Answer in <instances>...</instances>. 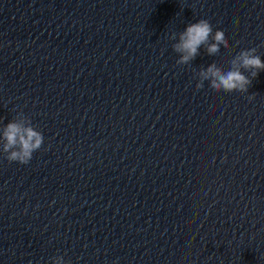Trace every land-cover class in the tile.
Instances as JSON below:
<instances>
[{"label": "water", "instance_id": "obj_1", "mask_svg": "<svg viewBox=\"0 0 264 264\" xmlns=\"http://www.w3.org/2000/svg\"><path fill=\"white\" fill-rule=\"evenodd\" d=\"M201 18L229 47L177 64ZM252 47L264 0H0V128L44 137L0 151V264H264V70L196 88Z\"/></svg>", "mask_w": 264, "mask_h": 264}, {"label": "clouds", "instance_id": "obj_2", "mask_svg": "<svg viewBox=\"0 0 264 264\" xmlns=\"http://www.w3.org/2000/svg\"><path fill=\"white\" fill-rule=\"evenodd\" d=\"M178 36V38H177ZM169 39L176 41L172 47L179 58L176 63L189 64L199 54L200 48L206 50L209 55H218L221 48L229 47V40L222 30L213 31L212 25L207 19H199L189 23L184 31L171 33ZM231 67L225 71L216 63L202 67L198 71L199 80L196 88L204 87L208 81L209 86L216 91L224 92H248V88L259 71L264 70V60L257 54V48L242 49L230 62ZM248 73L247 75L245 73ZM44 141L43 134L31 120L20 112L10 122L0 128V151L6 154L10 162L27 164L34 151L38 150ZM52 264H71L62 255L51 258Z\"/></svg>", "mask_w": 264, "mask_h": 264}]
</instances>
